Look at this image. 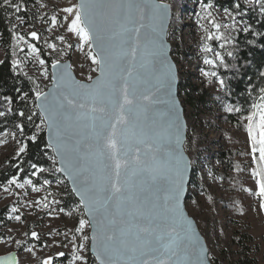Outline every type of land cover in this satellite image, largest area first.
I'll use <instances>...</instances> for the list:
<instances>
[{
  "label": "snow or ice",
  "instance_id": "1",
  "mask_svg": "<svg viewBox=\"0 0 264 264\" xmlns=\"http://www.w3.org/2000/svg\"><path fill=\"white\" fill-rule=\"evenodd\" d=\"M2 6L13 10L9 13L13 39L17 44L25 41L17 29L29 22L27 0H2ZM235 7L239 9V3ZM168 9L163 0H77L61 9L62 16L53 14L47 20L51 25L49 31L61 27L67 35L54 37L62 43L61 47L47 40L44 43L51 52L66 56V49L74 48L68 37H74L75 46L85 52L95 65L93 71L98 72L95 78L88 77L90 83L77 80L72 65L60 59L51 61L50 75L41 49L35 43H27V57H35L41 75L50 77L52 85L43 91L29 76L34 83L31 103L35 111L18 112L20 118L36 129L27 139L37 142L39 133L46 130L44 148L53 153L52 168L33 163L31 175L46 171L64 174L71 181L72 193L79 197L76 212L81 208L83 212L64 233L58 229L49 231L51 245L41 240L38 231L25 232L29 240L9 235L4 238L5 243L33 256L36 246L32 241L43 248L70 245V264H89L90 258L84 254L89 251V244L96 264H217L212 246L206 243L183 203L193 162L185 154L187 123L179 97V72L169 56L166 41ZM209 23L216 32L205 27L204 39L223 43L219 45L220 51L205 43L204 52L212 56H206L204 63L215 70L203 71V75L215 78V87L226 90L227 97L229 85L218 77V71L221 67L238 69V65L226 62V57H233L232 51H224L231 37L220 32L221 25L215 19ZM232 26L235 27L234 18ZM27 35L40 39L37 31H29ZM20 64V60H14L13 68ZM260 77L264 80V71ZM250 91L256 89L250 85ZM20 99L27 105L29 93H22ZM4 102L10 105L13 100L5 97ZM7 111L11 109L0 111V117ZM226 111L239 113L241 108L226 106ZM246 120L251 158L256 166L249 177L253 183L244 191L257 197V207L264 213V86L259 88ZM15 127L23 137L25 124L18 123ZM18 143L15 154L20 157L28 143ZM50 183L48 179L43 181L44 185ZM7 184L16 188L31 184L32 191H40L31 179L20 183L18 175L8 179ZM41 204L52 216L51 205L59 201H48L47 197L43 202L35 201V206ZM12 211L20 212L17 207ZM56 211L64 213L65 209L60 207ZM68 215L71 217L73 213L70 211ZM22 216L20 213L10 218L20 221ZM61 235L63 241L57 240ZM65 256L64 251H56L41 258L39 264H56L57 258ZM0 264H21V259L17 252L9 251L0 255Z\"/></svg>",
  "mask_w": 264,
  "mask_h": 264
},
{
  "label": "rangeland",
  "instance_id": "2",
  "mask_svg": "<svg viewBox=\"0 0 264 264\" xmlns=\"http://www.w3.org/2000/svg\"><path fill=\"white\" fill-rule=\"evenodd\" d=\"M166 1L171 4L174 11L168 39L172 44V55L179 69L180 98L185 106L188 121L186 150L193 162L186 201L187 210L196 219L208 245L212 246L217 264H241L242 247L237 243V239L242 232H249L254 236L255 243L251 245L253 248L258 246L253 250L256 251L260 264H264V213L257 207V197L244 191L253 183L249 177L252 168L256 166V162L251 158L246 116L251 104L256 100L259 88L264 86V81L253 96V92H249L250 97L252 96L251 100L246 101L249 104L242 102L244 112L237 113L226 111V106H232L229 96L225 97L226 90L217 89L214 85L215 78L203 75V71L215 70L204 63L206 56H212V53L204 52L205 43H208L215 51H220L219 45L223 43L222 40L206 41L204 39L205 27L216 32L209 21L215 19L221 25L220 32L231 37V42L225 46V52L231 51L230 46L233 45V38L238 32H245L244 29L249 27L246 21H241L236 9L219 0ZM240 1L245 6L257 8L259 11L264 4V0ZM75 2L77 0H36L34 23H26L19 29L20 34L25 36V41L19 44L14 42V59L21 61V64L17 66L18 70L31 75L43 91L49 87L51 79L41 75V66L36 62L35 57H27V43H35L41 49V56L47 62L46 67L50 75L51 64L43 56L42 48L51 60L71 59L75 73L82 80L89 81V76L95 77L98 74L97 71H93L95 65L86 58L85 52L75 46L74 37H68V41L74 44V48L66 49L68 52L66 56L51 52L44 43L47 40L49 43L55 42L58 47L63 46L60 41L54 40V37L67 35L65 30L55 27L49 31L51 25L47 23V20L53 14L62 16L61 9ZM206 4H211L212 7L205 9ZM208 12L212 15L208 16ZM233 18L235 27L232 26ZM61 23L64 22L61 21ZM29 31H37L40 39L35 40L28 36ZM4 56L5 50L0 45V61ZM222 70L225 68L219 69L218 77L224 78ZM4 101L5 98L0 99V111H5L6 108L12 111V104H6ZM11 111H7L4 117H0V120H3L0 128H5L0 130V141H3L0 142V170L10 166L13 159L19 158L15 154L19 147L18 142H26L15 127L20 122H15L10 117ZM13 133L15 139H13ZM47 156L46 164L38 166L45 169L52 168L50 159L52 154ZM209 172L212 175H209ZM28 179H31L40 189L39 192L32 191L31 184H26L24 188H16L8 185L7 182L0 189V254L18 251L21 264H39V260L44 256L54 254L56 251H64L66 256L57 258L56 264H70V245L68 248L56 246L43 248L41 244L32 241L36 246V255L33 256L17 250L14 244L5 243L4 238L9 235L14 239L29 240L24 233L38 231L41 240H46L51 245L52 237L48 236L49 231L58 229L64 233L66 229H71L77 223L83 212L82 208L80 212H76L79 200L72 193L68 181L61 173L46 171L24 179L18 176L20 183ZM45 179L51 183L44 185ZM5 188L10 190L6 192ZM209 196L212 197L211 200L208 199ZM45 197L48 201L53 199L59 201V204L51 205L52 216L47 214L49 209L43 208L42 204L39 207L35 206V201L43 202ZM13 207L19 208L20 212L14 213ZM60 207L65 209L64 213L56 211ZM241 208L244 210L243 213L238 211ZM70 211L73 213L71 217L68 215ZM20 213L23 214L20 221L10 218ZM88 232L90 235V230ZM69 236H71L70 232ZM56 239L63 241V236H57ZM84 254L89 256V264H96L95 258L90 253V244L89 251Z\"/></svg>",
  "mask_w": 264,
  "mask_h": 264
},
{
  "label": "trees",
  "instance_id": "3",
  "mask_svg": "<svg viewBox=\"0 0 264 264\" xmlns=\"http://www.w3.org/2000/svg\"><path fill=\"white\" fill-rule=\"evenodd\" d=\"M219 1L224 4H230V7L234 8V10L236 9V13H238L241 21H246L245 23L249 27L248 31H239L237 36L233 38V45L230 46L233 57H226V62L229 65H238V69L228 68L222 70L224 79L229 85V101L231 105L240 107L241 111L244 112L242 102L251 100L252 96L258 90V87H260L264 81L260 77V72L264 71V12L259 11L257 8L247 7L240 0ZM236 3H239V9L235 7ZM36 5V0H27L29 9L28 23H34ZM12 11L13 10L10 8L3 7L2 0H0V45L5 50V56L3 60L0 61V99L5 97L12 98L13 103L10 117H12L15 122L25 124L23 137L26 143H28V148L21 157L13 159L10 166L0 170V189L13 175H18L21 179L31 177L33 169L30 165L33 163L37 165L46 164L48 160L47 154L53 155L51 150L44 148V144L46 143L45 131L39 133L37 142H31L27 138L36 132V129L34 126L29 125L26 120L18 116V112L22 109L26 111L27 109H32L35 111L31 103L33 98L31 89L34 87V83L28 79L31 75L27 74L26 76L25 73L19 71L17 67L13 68V61L15 60L13 46L15 40L12 37L9 17V13ZM20 27L17 29L18 31ZM39 45L41 44L39 43ZM42 53L51 64L52 60L47 56L43 48ZM33 80L35 81L34 78ZM250 85L251 88H255L256 91H250ZM16 89H20V93H17ZM24 92L29 93V102L27 105L20 99V95ZM249 92H253L251 97ZM190 97H192V94H190ZM246 104H249V102H246ZM2 121L3 120H0V123H2ZM34 122L38 124L39 120L34 117ZM2 129L5 128H0V130ZM20 168L23 169L22 172L19 171ZM237 243L242 247L241 264H260L256 251L253 250L258 246L253 248L251 245L255 243V238L252 234L249 232L240 233Z\"/></svg>",
  "mask_w": 264,
  "mask_h": 264
},
{
  "label": "water",
  "instance_id": "4",
  "mask_svg": "<svg viewBox=\"0 0 264 264\" xmlns=\"http://www.w3.org/2000/svg\"><path fill=\"white\" fill-rule=\"evenodd\" d=\"M163 3H165V4H167V5L169 6V9H168V17H167V20H166V22H165V23H166V41H167V43H168V45H169V56H170L171 60L174 62V64L177 66L176 61L174 60L173 55H172V44H171V42H170L169 39H168V36H169V30H170V27H171V24H172V21H173V18H174V11H173V8H172L171 4H170L168 1L163 0ZM65 61H67L68 63H70V64L72 65V60H71V59L63 60L62 62H65ZM177 68H178V66H177ZM51 71H52V68H51ZM178 72H179V69H178ZM72 73H73L74 77H75L77 80H80V81L85 82V83H90V81L82 80V79H80V78L77 76V74L75 73V71H74V69H73V65H72ZM97 75H98V74H97ZM97 75H96V76H97ZM96 76H95V77H96ZM95 77H93V78H95ZM51 86H52V85L50 84L49 87H48L46 90H44V91H48L49 88H51ZM178 88H180V77H179V80H178ZM179 91H180V89H179ZM179 97H180V93H179ZM180 101H181V105H182V108H183L184 119L186 120V123H187L186 129H185V138H186V142H187V136H188V121H187V118H186V110H185V106H184V104H183L181 98H180ZM45 134H46V140H47V132H46V130H45ZM186 142H185V145H184L185 154H186L187 157L191 160V157H190V155L188 154V152H187V150H186ZM191 161H192V160H191ZM62 175L66 178V180L68 181L70 187L72 188L71 181H70V180H69L64 174H62ZM191 176H192V168H190V170H189L188 180H187V183H186V188H185V193H184L183 203L185 204V207H186V201H187V199H188V189H189V185H190V182H191ZM76 197H77V196H76ZM77 199L79 200V197H77ZM186 212H187V214H188L191 218H193V219L195 220V222L197 223L196 219H195L193 216H191L190 213L188 212L187 207H186ZM197 225H198V223H197ZM198 230H199V232L201 233V235L204 237V235L202 234V232H201L199 226H198ZM205 239H206V238H205ZM206 243H207V241H206ZM207 244H208V243H207ZM12 252H17V254H18V256H19L18 251H12ZM90 253H91V250H90ZM6 254H7V253H6ZM0 255H5V254H0ZM93 257H94V256H93ZM94 258H95V257H94Z\"/></svg>",
  "mask_w": 264,
  "mask_h": 264
},
{
  "label": "bare ground",
  "instance_id": "5",
  "mask_svg": "<svg viewBox=\"0 0 264 264\" xmlns=\"http://www.w3.org/2000/svg\"><path fill=\"white\" fill-rule=\"evenodd\" d=\"M174 2V1H173Z\"/></svg>",
  "mask_w": 264,
  "mask_h": 264
}]
</instances>
